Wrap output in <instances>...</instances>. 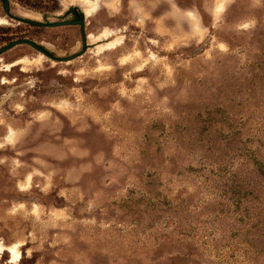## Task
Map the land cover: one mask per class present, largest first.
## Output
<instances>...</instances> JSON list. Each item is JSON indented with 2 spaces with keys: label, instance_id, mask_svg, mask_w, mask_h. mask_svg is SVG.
I'll use <instances>...</instances> for the list:
<instances>
[{
  "label": "rangeland",
  "instance_id": "1",
  "mask_svg": "<svg viewBox=\"0 0 264 264\" xmlns=\"http://www.w3.org/2000/svg\"><path fill=\"white\" fill-rule=\"evenodd\" d=\"M200 2L204 15L197 18L205 27L208 20L218 21V27L205 31L192 18L193 36L199 35L201 43L192 44L189 37L181 39L183 32L175 37L177 43H188L180 59L186 66L191 60V70L177 73L168 64L164 71L168 78L179 79L194 78L200 72L208 74V79L195 81L202 89L200 98L185 110L191 115L187 129L193 137L190 149L201 150L205 165L214 167L182 165L176 157L167 158L165 165L166 149L160 140L164 125H143L136 116L140 106L132 104H125V117L106 132L93 127L85 134L86 146L94 154L103 152L104 163L75 185L59 181L45 195L35 187L41 178L33 177V187L20 193L17 183H27L30 168H16L13 175L10 169L17 158L8 154V165H0V199L40 202V211L58 227L40 233L47 237L40 253L34 251L39 241L29 238L30 228L3 229L2 241L6 246L17 245L21 257L13 259V254L5 251L0 255V264H36L40 255H45V260H61L62 264H247L250 258L264 264V9L237 4L226 15L225 0ZM72 3L65 0L64 11L57 0L37 4L10 0V12L20 17L18 10H24L47 23L69 21L71 13L79 14L82 8L70 6ZM220 5L223 10L218 12ZM5 11L0 2V18H8ZM253 20L255 26L250 27ZM10 21V25L0 26V47L23 37L38 40L45 36L48 48L60 58L83 49L79 26L38 28ZM85 32L92 33L87 17ZM56 37L62 38L63 45L57 47L52 39ZM114 40L112 36L109 41ZM70 47L71 55L67 51ZM91 47L88 43L82 56ZM39 55L21 44L2 56L7 58V71L0 94L7 95L0 99V109L9 116L11 105L43 93L40 88L33 91L29 80L37 84L48 81L51 87L53 69L82 57L59 63ZM42 63L44 68L36 71ZM152 74L159 75L160 70ZM133 79L137 81L132 84L135 89L139 76ZM6 80L16 83L9 85ZM6 88L11 91H4ZM123 91H129L128 87ZM95 118L100 119V114L96 113ZM121 156L135 158L138 163L119 177V183L109 184L116 169H108V162L115 161L119 166ZM20 163L31 165V160L25 156ZM125 184L132 186L125 188ZM79 193L84 194L83 200ZM92 199L98 207L85 211L87 201ZM258 234V251L263 252L260 259L250 248ZM53 240L60 243L52 247ZM53 252H59V256L52 257Z\"/></svg>",
  "mask_w": 264,
  "mask_h": 264
},
{
  "label": "clouds",
  "instance_id": "2",
  "mask_svg": "<svg viewBox=\"0 0 264 264\" xmlns=\"http://www.w3.org/2000/svg\"><path fill=\"white\" fill-rule=\"evenodd\" d=\"M57 2L63 9L65 0ZM81 3L84 8L80 11L88 18L93 33V47L88 54L71 65L53 69L51 87L48 81L37 84L29 80L28 86L33 91L40 88L43 93L11 105L12 116L0 109V128L3 129L0 133V165L7 166V155L12 154L17 158L10 169L13 175L16 168H30L27 183H17L18 192H28L33 187V177H38L41 182L35 187L47 195L59 181L75 185L94 167L102 165L104 153L94 154L86 146L84 136L93 127L106 132L125 117V104L140 106L136 116L142 119L143 125L153 122L164 125V135L160 140L166 149L163 153L165 165L169 162L167 158L176 157L182 165L214 167L205 165L201 150L190 149L193 137L187 129L191 115L185 110L187 105L200 98L202 89L195 81L208 79V74L200 72L194 78L179 79L168 78L164 71V65L168 64L177 73L181 69L191 70V60L186 66L180 59L188 43H177L175 37L187 31L190 43L200 44L201 41L199 35H191L187 24L175 23L173 10H180L186 17L195 19L204 15L200 0H185V3H178V0H73L70 6L80 8ZM237 4L264 9V0H225L226 15ZM89 7L95 11L88 13L86 9ZM165 21L171 22L168 31L161 30V23ZM219 23L208 20L207 27H201L207 31V28L216 29ZM249 26L254 27L255 20ZM109 35L114 36L117 43L107 42ZM97 41L104 42L98 44ZM67 51L71 55V47ZM43 68L42 63L36 71ZM157 69L160 74L153 75ZM137 75L139 86L133 89L132 84L137 83L133 78ZM125 87L129 91H123ZM96 113L100 114V119L95 118ZM25 156L30 158L31 165L20 163V158ZM120 161L122 164L119 166L115 161L108 162V169H116L109 178V184L119 183V177L124 176L131 165L138 163L135 158L123 156ZM130 186L124 185L125 188ZM120 194L123 195V191ZM79 198L83 200L84 194L79 193ZM96 207L98 205L92 199L87 201L84 210L91 212ZM41 208L40 202L0 199V231L30 228L29 238L39 241L34 251L43 252L47 237L40 233L58 225L51 222L48 214L40 211ZM57 243L60 241L53 240L52 247ZM64 243L68 241L64 240ZM57 256L59 252L52 253V257ZM36 264H62V261L55 258L45 260V255H40Z\"/></svg>",
  "mask_w": 264,
  "mask_h": 264
},
{
  "label": "water",
  "instance_id": "3",
  "mask_svg": "<svg viewBox=\"0 0 264 264\" xmlns=\"http://www.w3.org/2000/svg\"><path fill=\"white\" fill-rule=\"evenodd\" d=\"M0 1H4V3H5V7H6L5 14L8 18H10L11 20H14L18 23L25 24V25L37 26L40 28H59V27L81 24L82 25V43H83V49L81 52H79V54L76 53V54L68 56L66 58H59V57L52 56L51 54L46 52L42 47L36 45L34 42H32L30 40L18 39V40H14V41L6 44L5 46H3L0 49V55L11 50L12 48H14V47H16L22 43H26V44L33 46L34 48H36V50L40 54L46 56L48 59H50L52 61L59 62V63L75 60V59L81 57L82 55H84L86 53L87 48H88V35L85 32L86 17H85V19H81L79 21L69 20V21H62V22H54V23L48 22L47 23V22L31 20V19H26V18H21V17L15 16V15L11 14V12H10V0H0Z\"/></svg>",
  "mask_w": 264,
  "mask_h": 264
},
{
  "label": "flooded vegetation",
  "instance_id": "4",
  "mask_svg": "<svg viewBox=\"0 0 264 264\" xmlns=\"http://www.w3.org/2000/svg\"><path fill=\"white\" fill-rule=\"evenodd\" d=\"M0 2H2L3 3V5L5 6V3H4V1H0ZM70 19L72 20V21H79V20H81V19H83V18H81V17H79V15H78V13L77 12H75V11H73L72 13H71V15H70ZM28 26H30V27H37V26H31V25H28ZM73 26H79L80 28H81V34H82V25L81 24H79V25H73ZM38 28H40V27H38ZM21 39H27V40H30V41H32V42H34L36 45H38V46H40V47H42L46 52H48L49 54H51L52 56H54V57H58L56 54H55V52L54 51H52V50H50L49 48H48V46L50 45L49 43H47V42H45L44 40H47V38L45 37V36H42L41 37V39H38V40H31L29 37H23V38H21ZM53 39V41L55 42V43H57V47H59V46H61V45H63V40H62V38L61 37H56V38H52ZM104 42V41H103ZM89 43V42H88ZM102 43V42H101ZM90 44V43H89ZM21 45V44H20ZM22 45H28V46H30L33 50H35L36 52H38L37 50H36V48H34L33 46H31V45H29V44H26V43H22ZM92 45V44H91ZM3 46H1L0 47V49L2 48ZM54 47V46H53ZM87 50H88V48H87ZM10 51V50H9ZM8 52V51H7ZM87 52V51H86ZM6 53V52H5ZM5 53H3V54H1L0 55V85H2V86H5V77H4V73H6V61H7V58H3L2 56L5 54ZM39 53V52H38ZM39 56H41V54L39 55ZM60 58V57H59ZM12 65V64H11ZM16 64H13L12 66L14 67ZM16 67V66H15ZM20 71H21V69H20ZM12 72V71H11ZM7 73H9V72H7ZM13 83H16V80H14V81H7L6 80V84H9V85H12ZM8 90H10L11 91V88H6V89H4V91H8ZM7 94L6 93H3V94H0V99L1 98H3V97H5Z\"/></svg>",
  "mask_w": 264,
  "mask_h": 264
},
{
  "label": "bare ground",
  "instance_id": "5",
  "mask_svg": "<svg viewBox=\"0 0 264 264\" xmlns=\"http://www.w3.org/2000/svg\"><path fill=\"white\" fill-rule=\"evenodd\" d=\"M80 5H81L82 8H84V4L83 3H81ZM222 10H223V5H220L219 8H218V12H221ZM86 11L88 13H92V12L95 11V9L89 7V8L86 9ZM18 15L21 18H26V19H31V20H40L39 17L34 16L30 12H27V11H24V10H18ZM10 24H11L10 19H8L6 17H1L0 18V26L10 25ZM92 35H93L92 33L88 35V42L89 43H91ZM111 37H112V35H109L107 37V42L117 43V40L109 41ZM101 42H103V41H97L98 44L101 43ZM41 58H43V57L41 56ZM5 251L11 252L13 254V257H14V258L12 257L13 259H20V257H21L20 256V251L21 250L18 249V246L17 245L6 246L3 241H0V255L3 254Z\"/></svg>",
  "mask_w": 264,
  "mask_h": 264
},
{
  "label": "crops",
  "instance_id": "6",
  "mask_svg": "<svg viewBox=\"0 0 264 264\" xmlns=\"http://www.w3.org/2000/svg\"><path fill=\"white\" fill-rule=\"evenodd\" d=\"M178 3H185V0H178ZM173 16L175 17V23L180 24L181 26H183L184 24H187L189 26L190 31H191V35L193 36V32H195L194 20L190 17H186L184 15V13L180 10H173ZM200 19L196 17V23L198 24V26H200V27H201V25L206 26L202 22V19L201 20ZM170 23L171 22H169V21L162 22L161 23V30L162 31H168L169 27H170ZM183 37H189V34L187 31L183 32ZM9 158L12 159V157H9Z\"/></svg>",
  "mask_w": 264,
  "mask_h": 264
},
{
  "label": "trees",
  "instance_id": "7",
  "mask_svg": "<svg viewBox=\"0 0 264 264\" xmlns=\"http://www.w3.org/2000/svg\"><path fill=\"white\" fill-rule=\"evenodd\" d=\"M30 1H32L33 3H40V2H42L43 0H30ZM79 15V17H81V18H83V15L81 14V13H79L78 14ZM254 222V221H253ZM254 225V224H253ZM259 231L261 232V228L259 229ZM260 234H258L257 236H256V238H254L253 240H252V242L250 243V248H252L253 249V252H254V255L255 256H257V258H262L263 257V252H259L258 251V245H259V241H260V236H259ZM247 250V248H245L244 249V253H245V251ZM256 258V257H255ZM248 260V261H247ZM246 261H247V264H262V263H259V262H257L256 260L254 261V259L253 258H250V259H247Z\"/></svg>",
  "mask_w": 264,
  "mask_h": 264
},
{
  "label": "snow or ice",
  "instance_id": "8",
  "mask_svg": "<svg viewBox=\"0 0 264 264\" xmlns=\"http://www.w3.org/2000/svg\"><path fill=\"white\" fill-rule=\"evenodd\" d=\"M11 139V138H10Z\"/></svg>",
  "mask_w": 264,
  "mask_h": 264
}]
</instances>
